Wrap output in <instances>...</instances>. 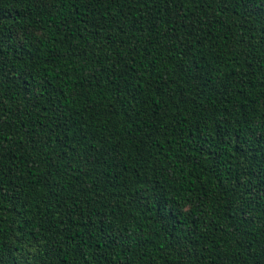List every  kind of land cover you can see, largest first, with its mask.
Returning a JSON list of instances; mask_svg holds the SVG:
<instances>
[{"label":"trees","instance_id":"trees-1","mask_svg":"<svg viewBox=\"0 0 264 264\" xmlns=\"http://www.w3.org/2000/svg\"><path fill=\"white\" fill-rule=\"evenodd\" d=\"M0 264H264V0H0Z\"/></svg>","mask_w":264,"mask_h":264}]
</instances>
